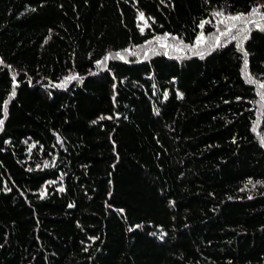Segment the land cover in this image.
<instances>
[{"label": "trees", "instance_id": "obj_1", "mask_svg": "<svg viewBox=\"0 0 264 264\" xmlns=\"http://www.w3.org/2000/svg\"><path fill=\"white\" fill-rule=\"evenodd\" d=\"M0 264H264V0H0Z\"/></svg>", "mask_w": 264, "mask_h": 264}, {"label": "rangeland", "instance_id": "obj_2", "mask_svg": "<svg viewBox=\"0 0 264 264\" xmlns=\"http://www.w3.org/2000/svg\"><path fill=\"white\" fill-rule=\"evenodd\" d=\"M142 15H143V14H141V15H140V17H141V18H142ZM161 45L164 47V45H163V44H161ZM168 51H169V49H167V52H168Z\"/></svg>", "mask_w": 264, "mask_h": 264}, {"label": "snow or ice", "instance_id": "obj_3", "mask_svg": "<svg viewBox=\"0 0 264 264\" xmlns=\"http://www.w3.org/2000/svg\"><path fill=\"white\" fill-rule=\"evenodd\" d=\"M234 19H238V17H235Z\"/></svg>", "mask_w": 264, "mask_h": 264}]
</instances>
